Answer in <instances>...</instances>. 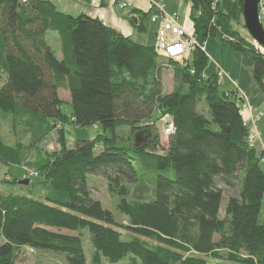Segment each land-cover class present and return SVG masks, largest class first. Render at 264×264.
<instances>
[{
    "label": "trees",
    "instance_id": "obj_1",
    "mask_svg": "<svg viewBox=\"0 0 264 264\" xmlns=\"http://www.w3.org/2000/svg\"><path fill=\"white\" fill-rule=\"evenodd\" d=\"M185 1L198 47L188 60L177 61L98 18L64 14L49 1L0 0V114L15 138L8 145L0 136V164L23 166L42 179L38 200L0 193V264H16L24 247L64 254L66 264H101L102 258L117 264L127 257L129 264H208V259L264 264V224L258 222L263 154L247 143L238 91L219 93L217 73L203 77L208 63L203 48L216 39L250 54L252 78L262 89L264 49L234 28L243 20V0ZM138 20L133 26L143 32ZM50 33L57 36L60 60L46 39ZM159 60L172 68L168 95L162 92ZM59 90L69 93L70 117L61 111ZM154 111L171 115L174 133L166 148L152 125H139ZM68 122L98 125L103 133L68 150L63 137ZM58 124L59 149L38 150ZM120 126L130 129L128 137L119 136ZM96 147L101 151L94 155ZM102 167L126 171L124 180L106 177L126 226L87 187V177ZM120 230L129 234L126 239ZM83 232L93 248L89 262Z\"/></svg>",
    "mask_w": 264,
    "mask_h": 264
},
{
    "label": "rangeland",
    "instance_id": "obj_2",
    "mask_svg": "<svg viewBox=\"0 0 264 264\" xmlns=\"http://www.w3.org/2000/svg\"><path fill=\"white\" fill-rule=\"evenodd\" d=\"M240 22L241 23L239 24H234V28L238 30L244 38L248 39L247 35L249 36V34L244 27L243 20H241ZM46 39L55 57L60 60L61 55L56 34L50 33ZM251 43L255 46L253 41H251ZM205 48L206 56L208 58L207 67L204 70L205 75L210 76L214 73H217L218 77V72H216V67L214 64L215 61L221 63V68L223 67V70H228L227 68H230V65L233 69V74L231 77L228 71H225L226 74L229 76L230 80H224L222 81V83L220 81V83L218 84L219 93L231 91L235 92L234 86L236 84L238 87L247 90L246 92L249 98H252V94H254L253 99L258 97L259 94L256 88L251 87V84H254L255 81L252 78L253 62L250 54L235 52L228 43L221 42L216 39H209L206 42ZM157 52L161 54L160 51L157 50ZM159 63L162 66V92L164 95H168L172 92L174 87L172 68L168 66L167 61L159 60ZM232 84H234V86ZM255 85V87H259L258 84L255 83ZM259 88L261 89L260 91L263 92V89L261 87ZM58 97L63 102L61 106L62 113L67 117H70L72 109L70 105L69 93L66 90H59ZM237 104L239 106L242 105V103L239 101H237ZM199 107V111L204 114L206 119L211 121L210 115L207 113L206 107H204L203 105H200ZM163 117H168L169 119H171V115L169 114L154 111L149 120L139 125H152L159 135V142L161 148H166L169 135L164 134L165 124L162 120ZM60 127L61 126L58 124L55 126V128L50 131L48 136L39 145L38 150H40L41 152H54L59 149L58 136ZM63 131L64 144L68 150L74 149L76 143L79 141L91 142L95 140L98 135L103 133V130L98 125L76 127L70 122H68L63 127ZM10 132L11 128L8 125V121L4 118L2 114H0V136L3 141L8 145L14 144L15 141V138L11 135ZM117 133L121 137H128L130 135V129L126 126H120L117 128ZM106 135L109 136L108 133ZM100 151L101 148L96 147V149L94 150V155H97ZM159 153L162 154V150H160ZM260 167L264 169V163H260ZM125 175L126 171L123 169H119L116 167H102L99 168L95 174L89 175L86 180L87 187L91 191L93 199L97 200L102 205L103 209L111 212L115 221L122 226H126V219L117 211L116 207L118 204V199L116 197L110 196V194L108 193L106 177L121 176L124 180ZM3 181H15V184L13 185L10 183H4ZM24 181H28V184L21 185L20 183ZM41 182L42 179L40 177L34 176L32 173L28 172L23 166L0 164V193L26 195L34 200H38L42 196ZM126 183L128 184L130 190L133 192V182L126 179ZM145 195L151 197V192L146 191ZM223 196L224 199L221 202V207L219 210V217L221 219L225 217L224 212L227 202L226 198L228 197L227 192H224ZM258 222L259 224H264V199L262 202V210L260 212ZM120 232L122 234L123 239H126V237H128L129 235L123 230H120ZM72 234L77 235L76 233ZM81 237L84 255L87 262H89L91 259V255L93 254V248L90 243V238L87 232H83ZM2 242L3 241L0 238V245L2 244ZM17 253L18 258L16 264H66V256L64 254H57L49 251H37L27 247L22 248L21 250H19V252L17 251ZM101 264L110 263L102 258ZM117 264H129V257L125 258L123 261ZM208 264L227 263L220 260L214 261L208 259Z\"/></svg>",
    "mask_w": 264,
    "mask_h": 264
},
{
    "label": "crops",
    "instance_id": "obj_3",
    "mask_svg": "<svg viewBox=\"0 0 264 264\" xmlns=\"http://www.w3.org/2000/svg\"><path fill=\"white\" fill-rule=\"evenodd\" d=\"M54 4L58 11L71 15L73 17L85 14L101 20L106 26L116 30L124 37L129 38L136 44L152 47L156 46V33L161 27L162 22H152L150 20L153 13L151 9L152 4H161L164 6V10L167 14H176L178 16L177 24L182 27L187 33L191 34V24L189 21V4L185 0H127L129 7L123 11L119 10L116 1L117 0H45ZM142 17V19H140ZM139 18V20H138ZM133 19H137L143 27V32H138L132 23ZM208 41V40H207ZM206 41V42H207ZM206 42L204 45V51L206 53ZM216 72L219 74V83L221 81L230 78L225 71H228L230 77L233 74V69L227 68L223 70L221 63L218 61L214 62ZM231 71V72H229ZM234 86V84H232ZM255 83L251 84L252 88H256L258 97L253 99L247 95V90L240 88L235 84V90L239 93L244 94L250 106L260 113L261 116L256 122L254 127L250 129L256 131L261 136H264V89L261 92L260 88L255 87ZM241 106V105H240ZM256 150L262 153L260 146L257 144Z\"/></svg>",
    "mask_w": 264,
    "mask_h": 264
},
{
    "label": "built area",
    "instance_id": "obj_4",
    "mask_svg": "<svg viewBox=\"0 0 264 264\" xmlns=\"http://www.w3.org/2000/svg\"><path fill=\"white\" fill-rule=\"evenodd\" d=\"M116 5L119 10L123 11L129 7L127 0H117ZM151 9L153 11L150 20L154 23L161 21V27L156 33V49L161 52L165 59H172L177 61L188 60L191 53L198 47V42L195 38L187 33L182 27L177 24L178 16L176 14H167L164 10V6L161 4H152ZM258 21L264 30V1L259 0L258 3ZM204 49V48H203ZM193 73V71H191ZM203 77H206L204 74ZM219 77V74H218ZM241 103L240 114L243 117L244 124L249 128V134L247 137V143L250 148H256L257 144L260 146L263 157L260 159L261 163H264V136H261L255 130L250 128L254 127L259 120L261 114L257 113L253 109L247 97L239 93ZM165 124L164 134L171 135L174 133V126L172 120L168 117L162 119Z\"/></svg>",
    "mask_w": 264,
    "mask_h": 264
},
{
    "label": "water",
    "instance_id": "obj_5",
    "mask_svg": "<svg viewBox=\"0 0 264 264\" xmlns=\"http://www.w3.org/2000/svg\"><path fill=\"white\" fill-rule=\"evenodd\" d=\"M258 3L259 0H243V23L246 31L254 42L255 46H259L264 49V30L258 21ZM141 138H136L135 142L140 143ZM21 185H27L28 181L20 183Z\"/></svg>",
    "mask_w": 264,
    "mask_h": 264
}]
</instances>
